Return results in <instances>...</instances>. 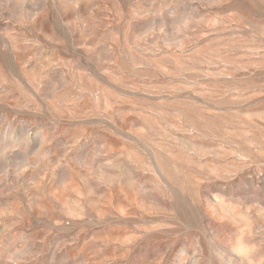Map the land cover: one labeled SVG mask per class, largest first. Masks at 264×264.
Segmentation results:
<instances>
[{"label": "rangeland", "instance_id": "1", "mask_svg": "<svg viewBox=\"0 0 264 264\" xmlns=\"http://www.w3.org/2000/svg\"><path fill=\"white\" fill-rule=\"evenodd\" d=\"M0 264H264V0H0Z\"/></svg>", "mask_w": 264, "mask_h": 264}]
</instances>
